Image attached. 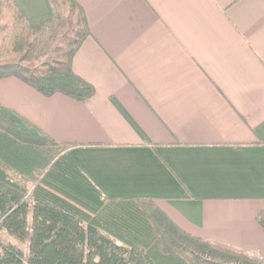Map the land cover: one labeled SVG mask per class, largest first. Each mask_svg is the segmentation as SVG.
<instances>
[{
	"label": "crops",
	"instance_id": "1",
	"mask_svg": "<svg viewBox=\"0 0 264 264\" xmlns=\"http://www.w3.org/2000/svg\"><path fill=\"white\" fill-rule=\"evenodd\" d=\"M30 21L49 0H11ZM85 101L0 79V106L59 144L107 200L264 257V0H74ZM24 253L27 252L20 248Z\"/></svg>",
	"mask_w": 264,
	"mask_h": 264
},
{
	"label": "trees",
	"instance_id": "2",
	"mask_svg": "<svg viewBox=\"0 0 264 264\" xmlns=\"http://www.w3.org/2000/svg\"><path fill=\"white\" fill-rule=\"evenodd\" d=\"M49 3L51 17L30 21L11 0H0V79L12 76L43 96L85 101L94 88L71 69L89 35L84 12L74 0ZM61 20L67 28L59 30L50 62L41 65L36 35L62 26ZM67 150L0 106V231L27 247L24 253L0 239V264H189L191 256L211 252L264 264V257L184 232L150 199L107 200ZM120 207L128 211L120 215ZM256 219L264 231V211Z\"/></svg>",
	"mask_w": 264,
	"mask_h": 264
},
{
	"label": "rangeland",
	"instance_id": "3",
	"mask_svg": "<svg viewBox=\"0 0 264 264\" xmlns=\"http://www.w3.org/2000/svg\"><path fill=\"white\" fill-rule=\"evenodd\" d=\"M61 23H62V20H61ZM61 23H60V25H62V26H60V27H54L55 26V24H54L53 28H51V29L44 28L42 33H40V34L38 33L36 35V37H37L36 59H37V62L39 64L42 65V64H47L48 62H50L52 53L56 47L57 37L59 36V33H60L59 30L65 31L67 28L66 25H64L63 23L61 24ZM10 39H11L10 42H12L13 39L12 38H10ZM13 48L17 49L15 46ZM10 49H11V51H10L11 55L10 56L16 57L17 54L14 53L12 48H10ZM18 56H19V53H18ZM12 177H13V179H16L19 182V176H12ZM115 211L118 214L122 215L123 212H126L128 210H125V207H120V208H117ZM0 239L4 240V241L11 242V243L15 244L16 246L25 250V247H26L25 244L19 243L18 241H15L14 239L10 238L8 235L4 234V232H1V231H0ZM199 256H200L199 258L196 256H194V257L191 256L193 261L192 262L189 261L190 262L189 264H245L244 262L241 263L235 259L228 258L225 256L224 257L216 256L212 252L209 253L208 255L202 254ZM191 258H189V259H191Z\"/></svg>",
	"mask_w": 264,
	"mask_h": 264
}]
</instances>
